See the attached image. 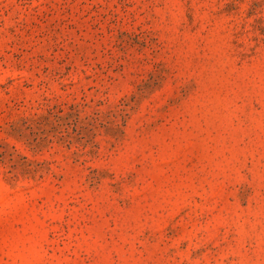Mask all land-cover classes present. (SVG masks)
I'll use <instances>...</instances> for the list:
<instances>
[{
  "label": "rangeland",
  "instance_id": "rangeland-1",
  "mask_svg": "<svg viewBox=\"0 0 264 264\" xmlns=\"http://www.w3.org/2000/svg\"><path fill=\"white\" fill-rule=\"evenodd\" d=\"M0 264H264V0H0Z\"/></svg>",
  "mask_w": 264,
  "mask_h": 264
}]
</instances>
